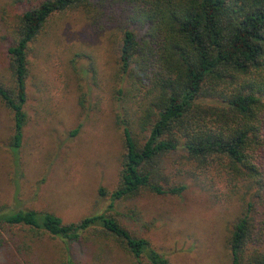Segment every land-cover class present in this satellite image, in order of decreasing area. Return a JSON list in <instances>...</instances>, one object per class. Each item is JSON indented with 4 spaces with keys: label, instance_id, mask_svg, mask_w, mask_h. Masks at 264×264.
<instances>
[{
    "label": "trees",
    "instance_id": "obj_1",
    "mask_svg": "<svg viewBox=\"0 0 264 264\" xmlns=\"http://www.w3.org/2000/svg\"><path fill=\"white\" fill-rule=\"evenodd\" d=\"M22 2L29 7L10 10ZM77 9L92 25L115 23L121 31L127 87L117 93L129 111L115 115L122 150L111 202L72 222L49 210L0 204V247L1 231L18 228L22 256L47 235L66 244V264L68 241L115 246L132 264H170L111 209L141 194L179 196L190 178L212 203L236 200L242 208L226 238L230 264H264V0L7 1L0 6V45L10 40L0 102L12 116L14 157L28 120L30 46L53 15ZM176 151L179 160L163 168Z\"/></svg>",
    "mask_w": 264,
    "mask_h": 264
},
{
    "label": "rangeland",
    "instance_id": "obj_2",
    "mask_svg": "<svg viewBox=\"0 0 264 264\" xmlns=\"http://www.w3.org/2000/svg\"><path fill=\"white\" fill-rule=\"evenodd\" d=\"M9 0H0V6ZM33 4L30 1V5ZM29 7L22 2L12 11ZM94 26L81 10L53 15L32 42L24 109L28 120L14 157L8 146L12 116L0 102V204L8 210H49L64 222L105 210L115 188L122 150L117 113L129 103L119 66L121 31L115 23ZM0 45V77L6 76V48ZM82 102V103H81ZM78 131L71 135L74 128ZM181 151L162 162L169 170ZM181 195L141 194L116 200L111 209L120 222L147 237L170 264H230L228 230L242 209L236 200L212 203L190 178ZM105 191L100 196L99 189ZM0 264H66V244L47 235L21 255L23 232L1 231ZM70 264H132L117 247L67 242Z\"/></svg>",
    "mask_w": 264,
    "mask_h": 264
}]
</instances>
